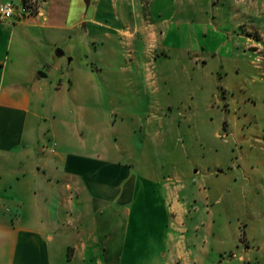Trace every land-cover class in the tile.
<instances>
[{"label": "crops", "instance_id": "1", "mask_svg": "<svg viewBox=\"0 0 264 264\" xmlns=\"http://www.w3.org/2000/svg\"><path fill=\"white\" fill-rule=\"evenodd\" d=\"M173 1L148 0L147 9L165 14ZM208 1L217 9L201 0ZM221 5L235 26L252 15L250 1ZM111 7V0H38L34 13L0 20V264H53L55 239L67 248L65 264H256L247 248L228 259L214 248L209 208L204 218L191 187L134 172L131 127L108 146V125L121 122L103 113L107 78L98 74L96 85L98 65L84 54L91 33L114 30L104 18ZM211 17L196 24L200 46L217 37V50L229 54L232 40L217 29L227 20ZM166 21L147 30L164 37L170 26L190 25Z\"/></svg>", "mask_w": 264, "mask_h": 264}, {"label": "rangeland", "instance_id": "2", "mask_svg": "<svg viewBox=\"0 0 264 264\" xmlns=\"http://www.w3.org/2000/svg\"><path fill=\"white\" fill-rule=\"evenodd\" d=\"M138 1L139 13L132 0L123 6L111 0L104 18L114 30L91 33L84 54L98 65L93 75L107 78L98 100L103 113L121 122L122 128L108 125V146L125 140L131 127L134 172L191 187L204 218L209 208L214 248L227 259L247 248V256L264 264V0H246L252 15L236 26L222 0H213L214 11L211 1L177 0L165 14ZM22 4L32 14L38 0ZM214 12L219 23L227 20L217 29L232 40L229 54L217 50V37L200 46L204 36L196 24ZM163 19L190 25L170 26L164 37L147 30ZM60 57L70 62V55ZM100 81L98 75L97 86ZM63 113L58 117L68 119ZM66 252L55 239L51 262L65 264Z\"/></svg>", "mask_w": 264, "mask_h": 264}, {"label": "built area", "instance_id": "3", "mask_svg": "<svg viewBox=\"0 0 264 264\" xmlns=\"http://www.w3.org/2000/svg\"><path fill=\"white\" fill-rule=\"evenodd\" d=\"M32 9L24 4L15 5L12 2L0 3V20H6L12 17L20 18L29 14Z\"/></svg>", "mask_w": 264, "mask_h": 264}, {"label": "water", "instance_id": "4", "mask_svg": "<svg viewBox=\"0 0 264 264\" xmlns=\"http://www.w3.org/2000/svg\"><path fill=\"white\" fill-rule=\"evenodd\" d=\"M85 1V3L87 4L88 2H89V0H84ZM62 53V50H60V54ZM40 74L41 75H45V73H43V72H40Z\"/></svg>", "mask_w": 264, "mask_h": 264}]
</instances>
